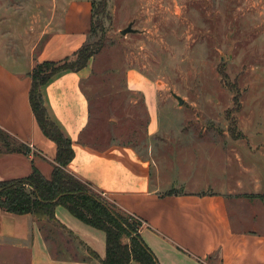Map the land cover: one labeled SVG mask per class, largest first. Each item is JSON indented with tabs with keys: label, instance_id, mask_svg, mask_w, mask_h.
Here are the masks:
<instances>
[{
	"label": "rangeland",
	"instance_id": "rangeland-1",
	"mask_svg": "<svg viewBox=\"0 0 264 264\" xmlns=\"http://www.w3.org/2000/svg\"><path fill=\"white\" fill-rule=\"evenodd\" d=\"M71 1L0 0V54L38 51ZM89 1L94 27L84 45L95 54L82 84L91 104L86 140L134 146L158 164L164 184L198 166L209 183L216 175L225 184L231 173L239 189L250 182L241 167L264 165V0ZM129 25L134 32L120 35ZM130 71L156 84L161 130L153 139L142 97L126 87ZM191 185L186 179L177 189ZM10 256L0 250V264Z\"/></svg>",
	"mask_w": 264,
	"mask_h": 264
},
{
	"label": "crops",
	"instance_id": "crops-1",
	"mask_svg": "<svg viewBox=\"0 0 264 264\" xmlns=\"http://www.w3.org/2000/svg\"><path fill=\"white\" fill-rule=\"evenodd\" d=\"M91 14L89 0L71 1L59 27L38 51L32 47L22 55L0 54V131L29 150L27 154L0 153V182L24 179L34 170L50 178L57 148L33 117L29 74L38 63L71 58L87 41ZM91 72L90 65L78 72H63L42 88L50 118L72 143L74 158L67 172L137 218L142 224L140 236L159 264H208L210 258L220 264H264V165L261 170L242 166L241 174L251 181L247 179L240 189L233 173L225 184L216 175L212 183L202 180L206 177L200 166L194 172L185 171L187 178H170L165 185L161 181L165 173L158 164L135 147L117 143L92 148L84 137L91 114L82 90ZM125 83L132 94L142 97L149 114L148 134L153 139L161 130L156 84L135 71L128 72ZM149 142L152 150V140ZM254 157L249 155V161ZM227 164L234 170L230 160ZM186 179L190 188L177 189ZM169 191L173 194H167ZM240 206L245 210H236ZM253 208L260 213L250 211ZM55 219L61 229L30 214L0 209V250L13 255L4 262L101 264L105 257L102 231L80 222L61 206L55 209Z\"/></svg>",
	"mask_w": 264,
	"mask_h": 264
},
{
	"label": "trees",
	"instance_id": "trees-1",
	"mask_svg": "<svg viewBox=\"0 0 264 264\" xmlns=\"http://www.w3.org/2000/svg\"><path fill=\"white\" fill-rule=\"evenodd\" d=\"M104 6L105 3L101 8ZM93 27L91 14L90 30ZM94 54L92 46L83 45L71 58L38 63L31 70L29 105L42 134L56 145L55 166L50 178L34 170L24 179L0 182V209L17 215L30 214L37 221L52 222L56 226L55 209L61 206L80 222L104 233L105 257L101 264H159L140 236L141 222L67 172L74 158L72 143L50 118L44 105L42 88L60 73L84 69ZM87 144L95 149L107 147L98 142ZM28 152L27 147L0 131V153ZM57 228L62 227L57 225ZM90 256L98 259L94 253Z\"/></svg>",
	"mask_w": 264,
	"mask_h": 264
},
{
	"label": "water",
	"instance_id": "water-1",
	"mask_svg": "<svg viewBox=\"0 0 264 264\" xmlns=\"http://www.w3.org/2000/svg\"><path fill=\"white\" fill-rule=\"evenodd\" d=\"M133 32L132 25H129L126 29L120 32V35L126 36L127 34H131ZM173 97L177 100L179 106L183 105V100L180 97H177L176 95H173Z\"/></svg>",
	"mask_w": 264,
	"mask_h": 264
}]
</instances>
